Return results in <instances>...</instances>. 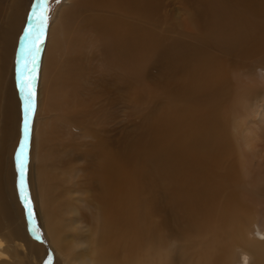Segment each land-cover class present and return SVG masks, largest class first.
<instances>
[{"label":"bare ground","instance_id":"obj_1","mask_svg":"<svg viewBox=\"0 0 264 264\" xmlns=\"http://www.w3.org/2000/svg\"><path fill=\"white\" fill-rule=\"evenodd\" d=\"M28 2L0 0V264L40 255L25 232L12 164L20 107L8 71ZM181 10L180 19L171 12L165 33L152 30V0H64L56 13L40 67L27 181L59 264H264V88L252 85L264 80V0H181ZM93 61L105 82L117 76L111 69L155 65L168 103L151 141L110 151L97 144L91 202L73 180L78 172L68 175L61 162L53 124L62 114L83 126L79 110L70 119L62 106L64 89L74 78L77 94L84 91ZM233 61L241 68L230 80L226 63ZM139 164L152 170L159 220L152 238L139 227L135 176L125 173ZM69 241L77 249L68 256ZM167 243L177 244V258Z\"/></svg>","mask_w":264,"mask_h":264},{"label":"rangeland","instance_id":"obj_2","mask_svg":"<svg viewBox=\"0 0 264 264\" xmlns=\"http://www.w3.org/2000/svg\"><path fill=\"white\" fill-rule=\"evenodd\" d=\"M63 1L64 0H45L44 3H40V0H30V3L28 2L29 5L27 6L28 9L25 14L27 15L26 22L23 23L24 25L22 24V30L14 44V54L12 57L13 63L8 71V77H11L13 81L20 107V137L12 155V164L15 174V194L16 199L18 200V206L22 212L27 237L40 248L39 258L33 260L31 257L29 260L28 258L24 259V264H59L57 262V255L52 248L53 246L48 241L44 222L42 221L40 212L32 198L33 196L27 178L29 163L31 162V143L34 138L33 128L37 111V92L40 88V67L46 51L48 42L47 38L50 31L49 28L53 26L56 13L61 7ZM171 12L176 15V18L178 17V19H180L182 15L181 0H152V30L158 33H165V31L168 30V23L172 14ZM41 14L47 17V22L44 29V42L41 45L39 55L36 58V79L33 80L31 84L34 92V107L30 118V132L25 146V186L26 195L28 201H30V211L32 212V216L29 218L25 208L26 202L22 200L18 190L19 172L16 167L15 159L16 152L23 139V123L25 115L24 96L18 86L17 68H23L26 62L30 64L31 53L28 51H21L22 48H27V41L22 39V37L24 35L25 27L38 22L33 20V16L39 17ZM226 64H228L227 67L225 66L227 72L226 75L227 78L230 77L229 79L231 80L233 70L235 71L234 74H237L236 72L241 68V64L239 62L234 63V61ZM86 68H88V70H85L88 71L86 75L87 79L84 81L87 83L86 89L77 94L76 89L73 88L77 79L73 78L76 82H71L70 87L64 89V91H66L65 93H68L69 95V101L67 102L68 99L66 95V100H64L65 102H63L62 105L64 108L67 107L68 112L71 113V115H69L70 119L72 114L79 110L80 112L77 111V113H75V119L77 118L78 122L81 123V125L83 124V126L75 127L73 122L70 123L71 121H66V115L61 114L60 117L55 114L59 120L56 118V120H58L57 124H53L55 131L54 135L56 134L55 136L53 135V142L56 143V148L59 147L62 150V156L65 159L63 158V161L61 162H65L64 167H66L68 175L78 172L73 175V180H76L83 189V192L88 195L89 201L93 202L92 199H97L98 186L95 187V184L92 181V173L97 169L96 166L100 161L98 158L100 155L98 154L101 153L96 147L97 144L101 143L100 146H102L103 143V146L105 145L108 151H110L115 148L121 149L122 144L123 146L129 147L132 143H136L137 141L138 143L139 141L141 143L143 142V144L146 141H151L152 125L154 122L158 121L157 119H162V117L165 118L166 113L163 116L161 114L166 111L168 102L164 94L166 84L163 81H159V79H164L165 77L163 76V73L161 75V72H159V69L155 67V65L148 67L141 66L140 69L137 68L138 70L136 73L131 71V67L122 68L118 73H116L115 69H111L110 73L113 74L114 72L117 76L115 79L111 78V80L107 82L99 79L101 75V65L99 62L93 61L86 63ZM238 72L240 73V70ZM29 76L30 73L25 70L24 78L28 79ZM255 80L252 83L255 88H264V80L259 77ZM242 81L245 82V80ZM247 84L251 85V83ZM81 85L84 86L83 84ZM78 88L79 86L77 89ZM257 96L261 97V95ZM39 100L40 102L42 101L41 96H39ZM81 112L87 114L88 120L84 119ZM67 122H69V126L66 125ZM56 136L58 138L57 140ZM53 142L51 144H54ZM128 147L124 152L122 151V154H128ZM0 159L6 164V155L2 156ZM130 159L131 158H128V161H130ZM127 165L132 167V162L127 163ZM139 166L140 169L137 172L127 169L125 170V173L129 177L135 176V185L137 184V186L132 187V190L137 193L138 211L142 216V225L140 224L139 227L141 232L144 231L149 233V236L152 238V232L156 227V224L159 223L158 218L153 215L152 209L154 202V195L152 192V170L149 167L147 168L146 165L139 164ZM131 207L132 204H125L126 209H131ZM83 212L84 211H82V213ZM69 215L70 214L66 215V217ZM252 226L253 225H251V228L253 230L254 228ZM168 244L171 243H167L166 246ZM180 244L181 243H179V245ZM171 246L172 250L175 252L173 256L176 255L175 258H177L178 253L180 252L177 248V244L174 246L171 244ZM173 248H177L178 250ZM73 249L75 250L77 247L74 246L71 241L63 245V251L66 252L68 256L71 255ZM15 260L18 262L21 261L20 257H16ZM73 264L76 263L74 262Z\"/></svg>","mask_w":264,"mask_h":264},{"label":"snow or ice","instance_id":"obj_3","mask_svg":"<svg viewBox=\"0 0 264 264\" xmlns=\"http://www.w3.org/2000/svg\"><path fill=\"white\" fill-rule=\"evenodd\" d=\"M45 0H40V3H44ZM34 21H38L37 23H33L25 27L24 35L22 39L27 41V48H22L21 51H28L31 53L30 64L25 63L23 68L18 67V86L20 88L21 93L24 96V123H23V139L20 142L19 148L16 152V167L19 172V182H18V190L22 200H24L25 208L27 215L29 218L32 216V212L30 211V201H28V197L26 195V186H25V146L28 140L29 132H30V118L33 112L34 107V92L31 87L32 81L36 79L35 76V67H36V58L39 55L41 45L43 44V36L44 29L47 22V17L41 14L39 17L33 16ZM30 73L28 79L24 78V71Z\"/></svg>","mask_w":264,"mask_h":264}]
</instances>
